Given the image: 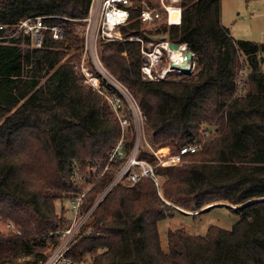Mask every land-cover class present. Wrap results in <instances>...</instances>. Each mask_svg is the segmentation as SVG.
I'll use <instances>...</instances> for the list:
<instances>
[{"label":"trees","instance_id":"trees-1","mask_svg":"<svg viewBox=\"0 0 264 264\" xmlns=\"http://www.w3.org/2000/svg\"><path fill=\"white\" fill-rule=\"evenodd\" d=\"M89 2L0 0V24L43 16L64 32L54 39L46 31L22 53L26 34L0 38V222L8 225L0 228V264L44 259L16 258L21 248L56 245L67 222L56 203L80 194L81 212L93 209L65 253L71 261L55 264H264V42L231 37L221 0H181V23L158 28L139 20L140 0H132L123 36L186 44L194 69L146 79L139 41L99 42L102 66L143 116L134 158L161 179L132 183V164L114 181L134 150L135 127L126 98L104 80L94 88L80 71L76 25ZM42 68L49 76L38 85L31 75ZM189 144L196 150L179 163H157L154 150L175 154ZM220 205L237 216L230 228L211 224L200 235L169 226L162 248L159 220Z\"/></svg>","mask_w":264,"mask_h":264},{"label":"built area","instance_id":"built-area-1","mask_svg":"<svg viewBox=\"0 0 264 264\" xmlns=\"http://www.w3.org/2000/svg\"><path fill=\"white\" fill-rule=\"evenodd\" d=\"M181 0H140L139 3V20L145 25L164 24L171 26L181 23L182 18V6ZM132 0H90L86 15L82 18V30L81 37L83 40V51L80 62V71L84 75L86 82L91 84L94 88L99 90L100 79L94 70L87 64L86 59L90 58L95 69L103 70L99 56H98V44L100 41H117V40H137L141 44V56L142 64L141 71L143 77L146 79L164 78L170 72L181 73L180 68H173L170 65V61L173 58V49L168 47V40H160L155 42L153 40L144 41L138 36L129 35L124 37L121 32V27L128 23L130 19V7ZM12 27L19 28L26 34L30 40L32 46H40L42 44L46 31L50 32V35L54 39H62L64 36L63 28L59 25H48L43 16L26 17L17 20ZM6 24H0V29L6 28ZM185 47L186 44H179ZM183 59H186L184 57ZM165 62L161 67L162 62ZM179 63L180 58L175 60ZM187 65L190 66V71L193 66V61H187ZM98 73V72H97ZM184 74V73H181ZM114 80V79H112ZM115 87L122 88L126 94V99L131 108L137 109L135 102L128 95L127 91L120 86L114 80ZM118 90V89H117ZM125 97V96H124ZM110 102L116 105L118 100ZM125 122V121H122ZM197 145L189 144L180 148L178 153L170 154L169 149L166 152H161L159 149L154 150V154L157 158V163L162 165L179 163L182 159V155L188 152H194ZM136 164L137 170H132L129 173V179L132 183L138 181L142 176H150L156 185H159L158 177L155 175L153 166L148 162L142 160H136L134 156L129 158L127 164L118 173L115 180L121 178L128 168ZM78 206L75 208V210ZM77 213V210H76ZM49 264H55L61 261L59 258ZM63 261H67L66 259Z\"/></svg>","mask_w":264,"mask_h":264},{"label":"rangeland","instance_id":"rangeland-1","mask_svg":"<svg viewBox=\"0 0 264 264\" xmlns=\"http://www.w3.org/2000/svg\"><path fill=\"white\" fill-rule=\"evenodd\" d=\"M151 1V0H146ZM220 20L221 24L228 29V32L231 37L235 39H247L256 42H264V0H221L220 2ZM160 25L155 24L154 28H158ZM3 32H0V38H5L6 40L12 36L13 38L18 37L23 31L16 27H6L3 28ZM82 24L76 25V31L81 37ZM11 37V38H12ZM29 46H32L30 42L22 39L17 47L19 51L24 52ZM164 63L161 64L163 67ZM194 69V61L191 71ZM262 69L264 70V61L262 62ZM190 71V72H191ZM97 72L100 75L99 79L104 80L115 86L113 77L106 71L104 68L100 70L97 68ZM30 75L31 72L28 71ZM178 72H170L165 77L177 78L183 76ZM33 78L38 82V85L42 84L44 80L49 76L48 71L45 68H42L34 73ZM164 77V78H165ZM118 91L125 96V92L122 88L117 87ZM127 100V99H126ZM133 123L135 127V147L132 151V155L129 158L134 156L137 147L139 146L140 139L144 138L143 130V116L141 115L138 109L131 108ZM169 149V148H168ZM163 153L167 151L166 147L159 148ZM129 160V159H128ZM110 161V159H109ZM128 162V161H127ZM108 164V163H107ZM125 164L123 165L124 168ZM107 165L104 167L106 168ZM122 168V169H123ZM121 169V170H122ZM120 172V171H119ZM159 183L161 179H159ZM89 188V187H87ZM109 189V188H108ZM106 189L100 195L96 202H98L104 193L108 191ZM83 194H80L78 197L74 198H63L62 200L57 201L56 209L60 211L63 209V215L66 218L67 222L63 230L59 235V241L56 245L48 243L44 248L37 249L32 247L21 248L18 251L17 261L23 262L25 260H32L36 256H46L42 260H37L35 264H49L50 262L55 261L60 255L59 259L62 262H70L71 259L65 256L66 251L70 246L75 242L78 232L89 216L92 207L82 211L80 209V200ZM75 202V203H74ZM78 206L77 213L75 208ZM185 212V213H184ZM198 210L187 211L183 210L182 213L175 211L173 217L164 218L158 221L157 228L160 238V243L162 248H166V232L169 226H184L186 230L193 234H205L207 227L211 224H216L224 228H230L231 225L236 221L237 216L231 212L226 206H214L207 211L198 213ZM197 213L195 216L192 214ZM8 225L4 222H0V228L6 230ZM66 259L67 261H63Z\"/></svg>","mask_w":264,"mask_h":264},{"label":"water","instance_id":"water-1","mask_svg":"<svg viewBox=\"0 0 264 264\" xmlns=\"http://www.w3.org/2000/svg\"><path fill=\"white\" fill-rule=\"evenodd\" d=\"M168 47L170 49L176 50L177 48L180 47V45L177 44V43L169 42L168 43ZM183 51H184V56L186 57V59L181 60L179 63H177L176 61L172 60V61H170V65L173 68H180L181 69V73L188 74V73H190V66L187 65L186 62L187 61L192 62L194 55H193V52L188 48L187 45L183 48Z\"/></svg>","mask_w":264,"mask_h":264},{"label":"bare ground","instance_id":"bare-ground-1","mask_svg":"<svg viewBox=\"0 0 264 264\" xmlns=\"http://www.w3.org/2000/svg\"><path fill=\"white\" fill-rule=\"evenodd\" d=\"M183 46H180L179 48H177L176 50H173V58H174V61L177 59L180 58V60H183V58L185 57L184 56V51H183Z\"/></svg>","mask_w":264,"mask_h":264},{"label":"crops","instance_id":"crops-1","mask_svg":"<svg viewBox=\"0 0 264 264\" xmlns=\"http://www.w3.org/2000/svg\"><path fill=\"white\" fill-rule=\"evenodd\" d=\"M168 149V147H166Z\"/></svg>","mask_w":264,"mask_h":264}]
</instances>
